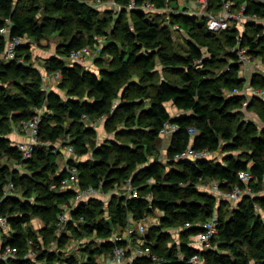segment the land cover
I'll return each mask as SVG.
<instances>
[{"label": "trees", "instance_id": "1", "mask_svg": "<svg viewBox=\"0 0 264 264\" xmlns=\"http://www.w3.org/2000/svg\"><path fill=\"white\" fill-rule=\"evenodd\" d=\"M115 1L121 10L116 18L111 9L99 10L87 0H0V27L9 19L10 35L40 39L58 31L66 39L58 47V54L47 58L45 65L48 71L59 73V86L65 87L67 94L64 98L55 91L46 92L38 69L31 63L2 57L5 37L0 35V215L9 223L3 242L16 246L20 255L0 264H53L62 253L45 249L42 241L48 244L55 240L60 249L71 236L78 238L75 233L84 231L94 232L99 243L86 251L83 264H100L97 256L111 253L115 243L112 236H123L128 224L142 219L153 208L161 212L160 224L146 226L144 238L160 257L156 264H188L194 253L200 254L205 264H264V217L257 209L264 211V192L260 191L264 188V125L242 119L245 96L237 91L245 82L239 75L237 54L231 50L237 45L245 47L252 58L264 57V24L247 20L243 31L232 25L211 32L206 28V17L187 12L188 3ZM131 1L168 10L128 8ZM232 1V7L244 6L245 14L264 13V0ZM41 3L56 15L46 13L38 21ZM222 3L223 0H208L206 9L218 12ZM123 13L128 15L126 19L121 17ZM111 19L112 33H117L113 39L104 31ZM175 29L187 34L185 51H174L167 44L170 30ZM98 35H106L107 40L95 60L111 54L108 68L100 67L96 73L80 62L68 60L72 50L94 46ZM19 55L30 58L28 45L17 47ZM250 83L264 87V75L252 73ZM166 102L175 108L174 113L166 108ZM246 107H257V117L264 123L261 97L253 95ZM42 108L41 143L31 158L23 160L6 135L14 123L32 117ZM97 120L115 132L114 139L93 144L96 129L92 122ZM165 123L177 128L167 136L163 162L156 157V151L162 137L159 130ZM189 127L195 129L194 134L188 132ZM66 135L73 154L90 153L92 157L68 159L77 166L81 187L99 186L107 192L129 179L138 195L111 193L106 200L90 197L80 201L68 208L69 219L58 235V216L65 210L63 204L69 205L74 196L72 189L59 185L65 169L57 161L61 151L53 147ZM188 145L207 148L212 154L222 152V157L175 159L174 155ZM9 161L19 163L23 170L9 166ZM241 170L251 173L254 180L249 184L255 194L243 195L236 206H228L231 202L224 197L217 205L218 197L197 188V182L211 180L218 181L223 190L242 185L238 176ZM9 182L17 195L4 196ZM211 216L216 217L217 232L211 237L215 245L204 249L191 245L190 237ZM34 218L42 221L37 229L30 225ZM175 226L179 227V241L168 246L170 233L157 232ZM117 243L122 245L124 241ZM29 249L37 252L36 257L22 256ZM76 259L70 254L60 261L71 263ZM130 264L155 262L140 257Z\"/></svg>", "mask_w": 264, "mask_h": 264}, {"label": "built area", "instance_id": "2", "mask_svg": "<svg viewBox=\"0 0 264 264\" xmlns=\"http://www.w3.org/2000/svg\"><path fill=\"white\" fill-rule=\"evenodd\" d=\"M93 1V2H92ZM100 0H91L88 1L90 5L97 6V4H102L103 1L99 2ZM106 1V0H105ZM203 3H206V0H200ZM226 6L229 7V4L226 3ZM138 7L143 9V11H151V12H159L163 11L166 8H158L149 3H143L140 5H135L134 1H131L128 4V8ZM244 6H242L241 11H243ZM229 14H208L206 17V28L211 32H218L224 29L229 28L232 25L237 27L243 26V23L247 20L251 21H264V13L262 15L256 14H245L242 13L240 16L239 14L235 17L231 15V12L228 11ZM10 21L6 19V24L0 27V35L5 37V47L1 54L2 57L12 59L16 56V48L20 44H23L24 37L21 36H12L10 35ZM262 23V22H261ZM264 24V23H263ZM101 40V36H98V41ZM231 50L237 54L238 61L242 62V66L246 64V49L244 47H239L237 45L231 47ZM91 50L88 46L81 47L76 50H72L67 58L71 62H80L85 61L90 56ZM0 56V57H1ZM246 58V59H245ZM59 73H57V76ZM245 85L242 87L241 94L245 96V100L243 101V106H246L248 103L249 96H260L264 97V87H255L249 85L246 87ZM239 93V92H238ZM41 109H38L36 113L28 118L22 119L19 121L20 129L26 134L24 138L17 143H15L16 147L18 148L21 158L23 160H27L31 158L35 147L41 143L40 136H39V123L41 120ZM177 128L175 124L165 123L159 130L160 135L162 137L168 136L172 131ZM188 132L192 135L195 133V129L193 127L188 128ZM45 143V142H44ZM47 144V142L45 143ZM56 148V147H55ZM68 153L73 155V148L72 146H68L67 148ZM212 155V151L207 148L203 149H195L191 145H188L183 151L178 152L174 155L175 159L181 158H191V159H200L205 157H210ZM69 157L66 159V162L63 166L65 169L64 176L60 179L59 185L62 189H72L74 191V196L70 200V204H63L65 210L58 216L59 224L66 222L69 219V207H74L76 203L80 201H85L90 197H96L103 200H106L105 197H102V190L99 186H84L81 187L78 183V169L75 163L68 161ZM240 180L243 182L242 185L236 184L229 190H223L219 186V182L216 180H211L210 184L208 182L209 191L212 192L218 198L227 197L230 202L236 203L241 199L243 195H254L255 191L253 190L252 186L249 184L250 181L254 180L251 173L247 170H241L238 173ZM127 187V194L128 196L135 197L138 195V191L134 188L130 180L126 182ZM52 187L55 184L51 185ZM264 192V188L260 190ZM13 183L9 182L4 187V196L6 195H13ZM147 197H150L147 195ZM1 201V199H0ZM186 225H189L186 222ZM9 226L7 218L0 215V262H6L10 259L18 258L20 255L18 254V249L16 246H12L9 243L3 242V235L4 232L7 231ZM200 229L198 232L190 237L189 243L199 249H204L208 247L209 242L211 241V237L217 232L216 228V219L215 217L211 216L207 220L201 222L199 224ZM146 231V225L143 223H139L136 227H128L125 234L123 236L113 235L112 239L115 242L111 255L108 261L105 264H126L131 263L136 258L146 257L149 258L152 262L158 263L160 261V257L153 251L151 248L150 243L146 242L144 238V233ZM143 234V235H141ZM123 240L124 244L119 245L117 241ZM29 242H32L29 240ZM36 251L29 249L24 255L26 257H36ZM188 264H205L204 258L198 254L194 253L190 256L187 261ZM72 264H83V261H74Z\"/></svg>", "mask_w": 264, "mask_h": 264}, {"label": "rangeland", "instance_id": "3", "mask_svg": "<svg viewBox=\"0 0 264 264\" xmlns=\"http://www.w3.org/2000/svg\"><path fill=\"white\" fill-rule=\"evenodd\" d=\"M87 1H91V0H87ZM103 1L102 4H97V7L99 10H103V9H111L114 14L113 15L114 18L118 17V13L121 11L120 10V5L118 3H116L115 0H100L99 2ZM191 1V0H190ZM190 1H184V0H178L179 4H184V3H188V9L187 12L190 14H198L200 16H204L207 17L208 14H229V12H231V15L233 17H235V15L237 16L238 14L241 16L243 11H241L242 5L240 7H236L235 4L233 5L234 7H232L231 3L233 4L234 2L232 0H223V3L221 5L220 11L218 12H211V11H207L206 6L208 3V0H206V3H203L200 0H195V2L193 4H191ZM235 1V0H234ZM93 2V1H92ZM190 2V3H189ZM226 3L229 4V7L226 6ZM150 4V3H149ZM168 7H166V10L164 9L163 11H167ZM49 14L51 16L56 15V13L52 10H48L47 8H45V5L43 3H41L40 6V10L38 13L39 16V20L38 21H42L44 18V14ZM101 13V12H100ZM102 14V13H101ZM235 14V15H234ZM109 16V15H108ZM128 15L126 14H122L121 17L123 18H127ZM45 21V20H44ZM262 23H264V21H261ZM245 23V22H244ZM244 23L243 26H239L238 29L239 31H243L244 29ZM114 27V19H111L110 22H108L104 28V31L107 32L106 34L109 36V39H113L115 35H117V33H112V29ZM175 28H177L178 26L175 25ZM264 32V30H263ZM170 41L167 42L168 46L171 47L174 51L177 52H182L185 51L186 49V44H185V36H187L186 32H184L183 30H170ZM100 36V35H98ZM97 36V38H98ZM106 36V35H105ZM105 36H101V40L98 41L94 46H88L89 49L91 50L90 52V56L85 60L82 61L84 63H81L86 69L88 70H92L96 73H99V68L100 67H105L108 68L107 66L109 65L108 62L110 60V56H112L111 54H104L102 55L100 58H98L97 60H95V57L98 56V53L100 51V48L102 45H104V42L107 40V38H105ZM107 37V36H106ZM66 39L63 38V36H61L59 34L58 31L56 32H52L48 35H44L43 37H41L40 39H35V38H28V37H24V41L22 45H28V51L30 52V58L28 60L24 59V57L21 55L17 56V48H16V56L12 59H17L20 62H26V63H31L32 66H34L35 68L38 69L41 77H42V88L47 92V91H55L56 93H58L60 96L66 98L67 94H66V90L65 87H61L59 86V82L60 79L59 75L57 76L58 72H52V71H48L47 67L45 65V60L51 56H55L58 54L57 49L58 47H60L61 43L64 42ZM106 43V42H105ZM119 43V41H118ZM18 47V46H17ZM123 47V46H120ZM245 48V47H244ZM129 49V47H128ZM246 49V48H245ZM223 58H227V56L223 55L222 53L220 54ZM246 56V64L244 66H242V62L239 61V75L244 79V85L246 87L251 85L250 83V77L252 73L255 72H260L264 75V57L262 56H257L252 58V55H250L248 53V51L246 50L245 53ZM8 59V58H7ZM228 59V58H227ZM88 61V62H87ZM87 62V63H86ZM88 64V65H87ZM157 68L160 70L161 69V65L158 64ZM136 80V77H132L131 80ZM7 82L4 84L6 85ZM124 87V86H123ZM121 87L120 92H122L124 90V88ZM244 87V88H245ZM11 90L14 89V86L12 85ZM240 91H242V89L238 90L237 92L241 93ZM252 96H249L248 101L250 100ZM260 97V96H258ZM263 99V103H264V97H261ZM166 108L170 111V113H174L176 110L175 108H173L170 102H166L165 103ZM243 120L244 121H254L256 122L259 126H263L264 123L257 117L256 114V109L257 107H251V108H247L246 106H243ZM38 111V109L36 110ZM44 108H42L40 110V113H43ZM91 123V122H90ZM117 124V122H115ZM93 126L96 129V133L92 136V140H93V144L97 145L98 143H100L101 141H104L105 139L109 138V139H114L115 138V132L113 130L107 129L104 126V122H102V120H97L92 122ZM123 124V123H122ZM122 124H118L120 127H122ZM20 124L18 122L14 123L12 126V130L11 132H9L6 136L10 139L12 144L17 143L18 141L22 140V138H24V136H26L27 133L24 134V132L20 129ZM160 147L159 149L156 151V157L158 159H161L163 162H165V153H166V145L168 142V138L167 136L165 137H160ZM70 140L69 135H66L65 138L57 141L55 144H53V147H56L57 150H60L61 152L58 155V163L60 168L65 164L66 159L69 157V159L71 158L74 161H78V160H85V159H89L92 158L90 153H87L85 155L82 156H76L75 154L70 155V153H68V146H71L68 144L67 141ZM159 142V140H158ZM232 153L237 154L238 151H233ZM213 157H222V152L216 151L213 154ZM8 162V161H7ZM114 165V164H113ZM9 166L11 167H20L19 170H23L22 166L19 163H11L9 161ZM210 184V181H209ZM125 187H127V184H122L120 186H116V187H112L109 188V190H107V192L102 190V197H105L106 199L110 196L111 193H117L118 195H126L127 194V189H125ZM197 188L199 191L202 192H207V193H212L211 191H209V187H208V182H203V181H199L197 182ZM13 193L15 195H17V191L13 190ZM222 198V197H221ZM226 199H228L227 197H224ZM229 200V199H228ZM220 198H216V204H220ZM228 203V202H227ZM236 203H232L231 205L228 204V206H236ZM258 211L263 215L264 217V211L260 208L257 207ZM161 215V212L158 209H151L148 210L145 213V216L136 221L134 224H128L126 227V230L128 227H136L139 223H143L145 224L147 227H150L152 225H159V217ZM215 217V216H213ZM129 219L132 221L131 216H129ZM216 219V217H215ZM130 221V222H131ZM31 226L33 229H37L40 226H42V221L39 220L38 218H34L31 220L30 222ZM58 231L57 234L60 235V230L64 229V225L65 224H58ZM166 230L168 231V240H167V244L168 246H172L177 244V242L179 241V227L175 228H160L157 232V234L159 232H164L166 233ZM126 232V231H125ZM68 233V232H67ZM75 235L78 236L77 237H70L67 241H65L60 247H58V244H56V241H50L48 244H45L44 241H42V239H39L40 241H42V245L44 246L45 249L50 250V251H55L56 253H62L61 254V258L60 260H63L64 258L68 257V255L70 254H74L77 256V259L75 261H81L83 260V258L85 257L86 251H89V249H91L94 246H97L99 243V239L98 236H96V234L93 233H85L82 232L81 233H75ZM143 235V234H141ZM155 237V236H154ZM153 241L156 239H152ZM155 242V241H154ZM87 245V246H86ZM213 245H215V243H212V241L209 242L208 247H213ZM85 246L87 247L85 250ZM60 251V252H59ZM110 253H101L100 255L97 256V260L100 264H105L109 257H110ZM55 260L53 264H72L68 263L66 261H60ZM41 262V261H40ZM124 264V263H122ZM126 264H130V263H126Z\"/></svg>", "mask_w": 264, "mask_h": 264}, {"label": "crops", "instance_id": "4", "mask_svg": "<svg viewBox=\"0 0 264 264\" xmlns=\"http://www.w3.org/2000/svg\"><path fill=\"white\" fill-rule=\"evenodd\" d=\"M87 62H88V61H87ZM87 62H86V63H87ZM87 65H88V64H87ZM22 139H23V138H22Z\"/></svg>", "mask_w": 264, "mask_h": 264}, {"label": "bare ground", "instance_id": "5", "mask_svg": "<svg viewBox=\"0 0 264 264\" xmlns=\"http://www.w3.org/2000/svg\"><path fill=\"white\" fill-rule=\"evenodd\" d=\"M58 143V142H57Z\"/></svg>", "mask_w": 264, "mask_h": 264}]
</instances>
